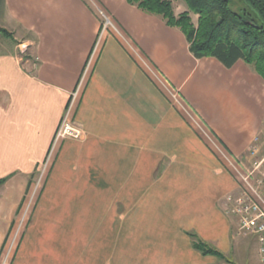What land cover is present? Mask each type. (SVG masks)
Segmentation results:
<instances>
[{"label":"crops","instance_id":"crops-1","mask_svg":"<svg viewBox=\"0 0 264 264\" xmlns=\"http://www.w3.org/2000/svg\"><path fill=\"white\" fill-rule=\"evenodd\" d=\"M0 27V262L53 149L7 264H224L241 233L223 154L251 165L264 77L129 0H0ZM67 113L85 136L55 143Z\"/></svg>","mask_w":264,"mask_h":264},{"label":"trees","instance_id":"trees-1","mask_svg":"<svg viewBox=\"0 0 264 264\" xmlns=\"http://www.w3.org/2000/svg\"><path fill=\"white\" fill-rule=\"evenodd\" d=\"M129 1L182 29L196 57H216L226 66L243 59L264 77V0H183L188 10L178 14L172 0ZM190 12L198 15L197 24ZM194 245L203 253L220 254L201 240L194 239Z\"/></svg>","mask_w":264,"mask_h":264},{"label":"built area","instance_id":"built-area-1","mask_svg":"<svg viewBox=\"0 0 264 264\" xmlns=\"http://www.w3.org/2000/svg\"><path fill=\"white\" fill-rule=\"evenodd\" d=\"M98 14L102 20V31L110 30L117 36L124 38V34L119 24H117L110 12L103 7H98ZM174 96L176 97V94H174ZM84 132L85 131L81 128V126L79 127L76 125V122L67 113L59 125L55 143L59 139L67 137L82 139L85 134ZM52 151L45 163L50 161ZM248 153L249 156L252 157L251 165L248 167H244L243 165L232 161L227 155L223 154L235 172L238 180L242 184L241 190L237 195H229L227 197V211L237 216L240 233L250 232L258 236L260 242V256L264 262V198L259 192L255 182L257 173H261L264 177V132L255 135ZM44 175L45 172H43L42 169L39 180L27 198L22 213L21 224L18 229H21V226L24 223L25 214L29 212L34 203ZM16 240L17 237L15 238V241ZM10 251L11 250L8 249V251L4 254L0 264H7Z\"/></svg>","mask_w":264,"mask_h":264},{"label":"rangeland","instance_id":"rangeland-1","mask_svg":"<svg viewBox=\"0 0 264 264\" xmlns=\"http://www.w3.org/2000/svg\"><path fill=\"white\" fill-rule=\"evenodd\" d=\"M172 2L174 5L175 12L177 14L180 12H183L185 10H188V5L185 1H183V0H172ZM190 13H191V16H192L194 23L197 24L198 15L194 14L193 12H190ZM1 41L3 42V44L1 43ZM14 43H15L14 38L6 36L5 33H3L1 31V27H0V50L2 47H6L9 45L12 46V45H14ZM76 125H78L79 127L81 126L78 122H76ZM81 128L83 129L82 126H81ZM84 136H85V134H84ZM50 156H51L50 161L45 163V166L42 167L43 172H45V174L48 172V167L51 166V162L53 159V153ZM236 179H237V182L239 185V189L241 190L242 184L238 180V178H236ZM255 182H256V186L259 189V192L261 193L262 197L264 198V177L261 173L256 174ZM39 189H38V191H39ZM238 193H239V191L237 192V194ZM237 194H235V195H237ZM30 214H31V211L29 210V212L25 214L24 221L28 219ZM238 231H239V226L235 229L236 235H237ZM21 232H22V228L21 229H18V228L14 229L10 235L9 244L7 246H5V248L2 250L3 253H6L8 251V249L11 250L9 258L11 257V255L14 253V251L16 249L17 241H18L19 235H21ZM16 233L19 235H17ZM16 237H17V240L15 241ZM5 249H7V250H5ZM0 259H1V257H0ZM215 263L264 264V262L262 261L261 256H260V242H259L258 236L256 234L250 233V232L249 233L243 232V233L237 235V237L234 239L233 247H232L231 253L228 254L227 260L224 261L223 258L216 257Z\"/></svg>","mask_w":264,"mask_h":264}]
</instances>
